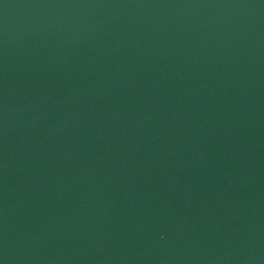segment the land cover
I'll return each instance as SVG.
<instances>
[{
    "label": "water",
    "instance_id": "95a60500",
    "mask_svg": "<svg viewBox=\"0 0 264 264\" xmlns=\"http://www.w3.org/2000/svg\"><path fill=\"white\" fill-rule=\"evenodd\" d=\"M0 264H264V0H0Z\"/></svg>",
    "mask_w": 264,
    "mask_h": 264
}]
</instances>
